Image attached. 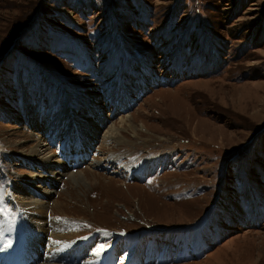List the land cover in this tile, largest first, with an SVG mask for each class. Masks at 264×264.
Returning a JSON list of instances; mask_svg holds the SVG:
<instances>
[{"label":"rangeland","instance_id":"374dc122","mask_svg":"<svg viewBox=\"0 0 264 264\" xmlns=\"http://www.w3.org/2000/svg\"><path fill=\"white\" fill-rule=\"evenodd\" d=\"M46 143L71 170L38 189ZM52 189L48 225L92 237L63 263L12 198ZM155 240L149 264H264V0H0V264H129Z\"/></svg>","mask_w":264,"mask_h":264},{"label":"bare ground","instance_id":"6f19581e","mask_svg":"<svg viewBox=\"0 0 264 264\" xmlns=\"http://www.w3.org/2000/svg\"><path fill=\"white\" fill-rule=\"evenodd\" d=\"M206 52H207V49H206ZM184 54V53H182ZM187 57V56H186ZM202 58V57H201ZM143 61V60H141ZM126 62V60H125ZM131 62V61H130ZM183 62V61H182ZM146 63V62H145ZM183 64V63H182ZM133 65V64H132ZM179 65V64H178ZM121 66V65H120ZM135 66V65H134ZM112 68V67H111ZM133 68V67H132ZM197 69V68H195ZM26 70V69H25ZM123 70V69H122ZM109 71V69H108ZM107 71V72H108ZM111 73V72H109ZM23 74V73H22ZM112 74V73H111ZM108 75V74H107ZM27 76V75H26ZM134 77V76H133ZM130 78V77H129ZM136 78V77H135ZM26 79V78H25ZM118 79V78H117ZM125 80V79H124ZM127 80V79H126ZM122 81V80H121ZM131 81V80H130ZM211 81V80H210ZM28 82V81H27ZM138 85V84H137ZM212 86V85H211ZM236 86V85H234ZM231 87V86H230ZM126 88V87H125ZM36 89V88H35ZM114 89V88H113ZM121 89V88H120ZM128 89V88H126ZM130 89V87H129ZM116 90V89H115ZM132 90V89H131ZM227 90V89H226ZM118 91V90H117ZM207 91H209V89H207ZM225 91V90H223ZM116 92V91H115ZM131 92V91H130ZM118 96L115 97V94L113 95H110L109 96V100H110V103L113 104V105H116L117 103L119 104H122L124 107V103H122L124 100H126L128 103L129 101L126 99V97L128 95L124 94L125 96H122L123 93L122 92H118ZM106 94V92H105ZM34 95V94H33ZM40 95V94H39ZM122 98H121V96ZM108 100V102H109ZM126 102V103H127ZM66 105V104H65ZM27 109V108H25ZM117 110V109H116ZM70 111V110H69ZM95 113V112H94ZM115 113H112V115H114ZM27 115V114H26ZM96 115V114H95ZM28 116V115H27ZM102 115L99 114L96 116L97 118V124L98 126L96 127L95 126H91L90 124L86 123L87 125H83V130L81 129V132H80V135L84 136V139H88L90 140L89 142H92L94 140V136L96 135V130H99L101 128V126L104 125V118L102 119L101 117ZM110 116V115H109ZM80 116H76L75 114L72 113L71 111V115L70 117L68 118L70 120L71 123H73V121H75L77 118H79ZM59 127V126H58ZM73 127V126H72ZM71 127V128H72ZM67 128V127H66ZM86 128V129H85ZM88 128H90L91 130H88ZM85 129V131H84ZM76 131V130H75ZM79 131V130H78ZM76 133V132H75ZM82 133V134H81ZM98 133V132H97ZM115 133V132H114ZM108 139L111 138V134H109V136L107 137ZM84 141V140H83ZM48 143L46 144H37L34 148V150H32V158H28V161H30L29 163H32V165L34 166H39L40 168L43 167V171H45V173L47 175H49L48 177L47 176H44L42 175L40 172L38 173H35V175L33 176V178L31 180H34V181H38L39 183H41L42 185L38 184L37 185V188L38 189H42V188H46V184H53L54 187L56 186V181L59 180V176H62V175H66L65 173L68 171V170H71L70 168H68L67 166L68 165H65L64 163H62L61 161L59 160H52L51 159V156L47 158L46 157H39L40 159H36V157H38V155L42 154L43 151H45L47 148H48ZM47 147V148H46ZM30 153V154H31ZM31 156V155H30ZM29 157V156H28ZM27 161V160H25ZM93 161V160H92ZM112 161V160H111ZM100 164V163H99ZM94 166H98V163L95 162ZM90 167V166H89ZM60 170V171H57V170ZM124 172V171H123ZM140 172V171H139ZM136 173V172H135ZM137 174V173H136ZM141 174V173H140ZM139 175V174H138ZM51 176V177H50ZM53 176V177H52ZM54 176H56L54 178ZM131 176V175H130ZM134 176V175H133ZM80 177L81 175H70L69 176V180L70 181H73L74 184H77L79 181H80ZM139 178V176H138ZM29 179V181H31ZM44 185V186H43ZM41 191V190H40ZM44 195H46V201H42V200H37V198L35 199L33 196L31 197H23V193L22 192V195H12V198L13 196L15 198H13L15 200V203H17L18 205L20 204L22 206V212H23V218L24 219H27L26 221V228L29 230V232L32 234H34L35 236V239H42L44 238L43 236H48V233L50 232V229L52 230L51 231V234L49 235L51 237V246H60V249L58 250L56 247H55V251L56 253H51L50 255L47 256V258H44L45 260L49 261L51 259H54V258H57L59 259L58 261H55V262H60V263H63L62 261L64 260V255L68 254L69 256V259L68 260H71L72 257L74 258H77V256L80 255V253L83 252V250L85 249L86 246H88L89 244L91 245V241H92V237L89 238L86 243L82 244L81 246H76L77 244L74 243L73 241V229L76 227V226H79V221L77 223V221H73L71 219H68L67 217H64V216H61L59 218H55V221L49 226L48 224L50 223H47V220H46V216L49 209H50V204L51 202L50 199L52 198V194L55 193V190H42ZM252 197V196H251ZM251 202H254L253 199L250 200ZM256 202H257V199H256ZM254 204V203H253ZM52 208L54 207L55 209H57V213L58 211L61 212V207H62V203L59 202L58 200L57 201H54L52 202ZM59 215V214H58ZM21 216V217H22ZM81 222V220H80ZM99 229V228H98ZM101 229V228H100ZM109 234V233H108ZM73 235V236H72ZM78 236V235H77ZM75 237V236H74ZM31 238V237H30ZM155 239V238H154ZM163 240V239H162ZM94 241V239H93ZM161 241V240H160ZM159 241V242H160ZM73 242V243H72ZM76 242V241H75ZM78 242V241H77ZM152 242V240H151ZM150 242V243H151ZM79 243H80V240H79ZM163 243V242H162ZM64 244H71L73 245L74 249H66V248H63L62 249V246ZM50 245V244H49ZM139 246V245H138ZM77 247V248H76ZM143 247V246H142ZM145 247V246H144ZM141 250V246L137 247V250L135 252V255L136 257L131 260L129 262V264H149L150 262H152L153 258H151V256L155 253L157 254V252L159 251V248L160 246L158 245V243L155 242L152 243V244H149L148 247L144 248ZM171 247H173V244L171 242ZM39 248V247H38ZM53 248V247H52ZM119 250L120 251V246H118ZM155 248V249H154ZM133 249V248H132ZM145 249H151V251H153V254L150 253L147 255H145V259H142L140 257V255H142L141 253H146V250ZM52 250V249H51ZM68 250V251H67ZM77 250V251H76ZM64 251H67V252H64ZM122 251V250H121ZM150 251V252H151ZM77 252L78 255L77 256H73L72 254ZM167 253H169L170 255V258H171V253H172V249H168L167 250ZM85 255V254H84ZM82 258V257H81ZM110 257H108L109 259ZM218 260V259H217ZM4 263H9L10 262V259L7 258L6 260L4 259ZM36 261L37 259L34 258V262H31L30 264H36ZM107 261V260H106ZM2 262V261H1ZM218 262V261H217ZM219 263V262H218ZM46 264V263H45ZM51 264V263H50ZM52 264H55V263H52ZM72 264V263H71ZM106 264V262L104 263Z\"/></svg>","mask_w":264,"mask_h":264},{"label":"snow or ice","instance_id":"6c2138e0","mask_svg":"<svg viewBox=\"0 0 264 264\" xmlns=\"http://www.w3.org/2000/svg\"><path fill=\"white\" fill-rule=\"evenodd\" d=\"M104 250V245H101L97 250H96V255H99L100 252Z\"/></svg>","mask_w":264,"mask_h":264}]
</instances>
